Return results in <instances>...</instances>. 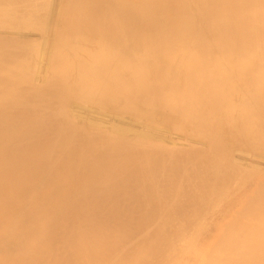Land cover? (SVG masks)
Instances as JSON below:
<instances>
[{
  "label": "bare ground",
  "instance_id": "bare-ground-1",
  "mask_svg": "<svg viewBox=\"0 0 264 264\" xmlns=\"http://www.w3.org/2000/svg\"><path fill=\"white\" fill-rule=\"evenodd\" d=\"M0 39V264H264V0H0Z\"/></svg>",
  "mask_w": 264,
  "mask_h": 264
},
{
  "label": "rangeland",
  "instance_id": "rangeland-1",
  "mask_svg": "<svg viewBox=\"0 0 264 264\" xmlns=\"http://www.w3.org/2000/svg\"><path fill=\"white\" fill-rule=\"evenodd\" d=\"M87 30H88V29H87ZM88 31H90V32L85 31V32H83V34L85 33V35L87 34L88 37H90V36L92 37V35H94V34H93V31L90 30V29H89ZM91 32H92V33H91ZM91 34H92V35H91ZM65 35H67V33H65ZM85 35H83V36H85ZM5 36H7L6 38H7L8 41L10 40L9 38H11V36H12V38H13V35L10 36V34H9V35H5ZM8 36H9V37H8ZM14 37H15V36H14ZM3 38H4L3 41L6 40L5 37H3ZM12 38H11V39H12ZM92 38H94V36H93ZM95 38H96V36H95ZM95 38H94V39H95ZM13 39H14V38H13ZM13 39H12V40H13ZM23 39H24V40H23ZM0 40H1V39H0ZM12 40H10L9 42L5 41V43H6V42H7V43H10V42H11V43H16V42H18V44H19V41H20L21 39H15L14 42H12ZM17 40H18V41H17ZM25 40H26L25 38H22V42L25 43L26 41H28V39H27L26 41H25ZM15 41H16V42H15ZM0 42H2V41H0ZM2 43H3V42H2ZM5 43H3V44L5 45ZM7 43H6V44H7ZM21 44L23 45V43H21ZM21 44H20L19 46H21ZM26 44H27V46H25L26 49H30V47L32 48V46H33L34 44H35L36 47H37V44L34 43V42H32V44H31V42H30V44H31L32 46H31L29 43H27V42H26ZM28 44H29V46H28ZM83 44H84V45H87V46H90V47H93V46L96 47V45H93V44L91 45V44H87V43H82L81 46H83ZM0 45H1V44H0ZM15 45H16V44H15ZM35 45H34V47H35ZM23 46H24V45H23ZM23 46H22V47H23ZM36 47H35V50H36ZM55 48L57 49V45H56V46L54 45V49H55ZM33 49H34V48H33ZM56 51H57V50H56ZM56 51H55V52H56ZM56 53H57V52H56ZM33 58H34V57H33ZM35 59H36V58H35ZM35 59H34V60H35ZM33 62H36V60L33 61ZM46 62H47V65H48V63H49L48 59H46ZM29 63H30V62H29ZM33 64L35 65V63H32V62H31L30 65H29L30 67H27L28 62H27L26 64H24V68H25V69L23 70V74H26V73H27V74H33V75H34L35 71H34L33 68H32V67H34ZM25 66L27 67V69H26ZM31 66H32V67H31ZM48 66H49V65H48ZM29 68H30V69L32 68V69L30 70ZM46 68H47V67H46ZM47 69H48V70H46L47 72H49V73L52 72L51 70H49V69H51L50 67L47 68ZM28 70H30V71H28ZM32 70H33L34 72H32ZM24 71H26V72L24 73ZM28 72H29V73H28ZM50 74H51V73H50ZM50 74H49V75H50ZM41 80H42V81H41ZM41 80L39 79V81H40V82H38L39 86H38V84H37L36 86H33V85H29V84H27V85H23V86H22V89H23V90L26 89L25 91H27L28 86H29V88L32 86L33 88H36V89H38V90L40 91V90L44 87V86H43L44 81H43V79H41ZM25 86H26V87H25ZM45 86H46V85H45ZM23 87H25V88H23ZM32 87H31L30 89H32ZM45 88H46V87L43 88L45 91H46V90H47V91H50V89H49L48 87H47V88H48L49 90H48V89H45ZM50 88H51V87H50ZM30 89H29V92L31 93V91H32V93L34 94V91H35V90H33V89L30 90ZM44 90H42V91L44 92ZM42 91H41V92H42ZM52 91H53V90H52ZM27 92H28V91H27ZM29 92H28V93H29ZM50 92H51V91H50ZM50 92H49V94H51ZM46 93H47V92H46ZM46 93L44 92V94H43V93H41V94L46 95ZM36 94H37V93H35L34 96H35ZM47 94H48V93H47ZM49 94H48V95H49ZM29 97L31 98V97H33V95L31 94V96L29 95ZM38 97H39V96H38V94H37V98H38ZM33 98H34V97H33ZM33 98H31V99H33ZM35 99H36V98H35ZM35 99H34V100H35ZM39 104H41V103H39ZM43 105H46V104H42V106H43ZM42 106H40V107H42ZM4 118H5V117H4ZM109 118H110V117H109ZM109 118H108V120H110ZM2 119H3V118H2ZM30 119L33 120L32 117H31V118H28V120H30ZM34 119L36 120L37 117L34 118ZM45 119H47V118H45ZM45 119H44V120H45ZM103 119H104V121H105L106 118H105V117H104V118L102 117V119H97L98 121H97V120H93V119H92V120L94 121L93 123H99V122H101ZM37 120H38V119H37ZM48 120H51V119H48ZM99 120H100V121H99ZM108 120L106 119L105 122L103 121V122H102V125H103L104 127H106V126H110V128H111V127H112L111 125H113L114 123H116V120H112V119H111L112 121H111V122L109 121L111 124H109ZM106 123H108V125H107ZM107 128H108V127H107ZM170 143L172 144L171 140H169V143H168V144H170ZM151 155L154 156V157H151ZM151 155L149 156V158H151L150 160H152V159H154V158L156 157L155 154H151ZM161 157H162V156H161ZM149 158H146V159L144 158L145 160H144L143 158H141V160H142V161L144 160V163H146V162H145L146 160H147V161H150V160H148ZM155 159H156V158H155ZM159 159H160V156H159ZM262 159H263V158H262ZM262 159H261V160H262ZM141 160H139V161H141ZM263 160H264V159H263ZM74 161H76V159H74ZM77 161H79V159H77ZM77 161H76L74 164H76ZM141 163H142V162H140L139 164H141ZM147 163H148V162H147ZM147 163H146V164H147ZM151 163H152V162H151ZM137 165H138V164H137ZM137 165H136L135 167H137ZM141 165H144V164H141ZM147 165H148V164H147ZM259 165H260V166H259L258 168H260V169H259V170H257L258 168L256 169L258 173H256V170H255V169H254L255 171H253L255 174H257V175L259 176V178H258L257 176H256V178H254L255 175L253 176V175L251 174V172H249V170H247L248 168L243 167V171H244V172H247V173L249 172V175H252V176L250 177L251 179L249 178V176H247L250 180L253 179V181H254V182H252V186L249 185L251 188H253V186H254V188H253L251 191H253V190L256 188V186H255L256 184L258 185L257 180H258V181H262V182L264 181V174H262V173L264 172V170L261 169V167H262L261 165L264 166V161L259 162ZM75 166H76V165H75ZM75 166H74V167H75ZM74 167H73V169H75ZM236 171L239 172V169H237ZM250 171H252V169H250ZM253 172H252V173H253ZM162 173H164V172H162ZM162 173H161V174H162ZM236 173H237V172H236ZM254 173H253V174H254ZM126 174H127V173H126ZM259 174H260V175H259ZM247 175H248V174H247ZM260 176H261V177H260ZM259 179H260V180H259ZM248 181H249V180H248ZM255 181H256L257 183H256ZM249 182L251 183V181H249ZM250 183H248V184H250ZM253 183H254L255 185H254ZM249 186H248V188L246 189L247 192L250 191V187H249ZM187 188H188V187L185 186V190H186V191H187V190H190V189H189L190 187H189L188 189H187ZM246 191H245V192H246ZM188 192H189V191H187V193H188ZM243 192H244V191H243ZM235 198H237V197H235ZM240 199H241V198H240ZM240 199L237 198V199H236L237 202H238V200L240 201ZM233 200H235V199H233ZM230 201H231V200H230ZM227 202H229V201H227ZM232 202H233V201H232ZM229 203H230V202H229ZM229 203H228L227 205H225L226 207H224L223 205H220V207H219V212L214 213L215 215H214V214H210V215H209V216H211V215H212V216H216V215L218 214V216H219V214H221V215H220L221 217H220V219L218 220L219 222H218L217 224H218L219 227H222L223 229H226V227H227V226H225L226 224H224V223H225V222H228L229 225H231L233 222H235V220H234L235 218H233L234 215H237V214L239 213V212H235V210H230V212H231V213L234 212V214H233V213L231 214L229 211H228V212H224L222 207H224V209H228V207H229V206H228ZM238 203H239V202H238ZM230 205L232 206V203H231ZM227 206H228V207H227ZM221 209H222V210H221ZM220 210L223 211V212L220 213ZM228 213H229V214H228ZM230 214H231V215H230ZM232 215H233V216H232ZM239 215H240V213H239ZM239 215H237L238 218L241 216V215H240V216H239ZM225 216H226V217H225ZM237 216H235V217L237 218ZM224 217H225L226 219H225ZM230 217H231V220H229ZM218 218H219V217H218ZM223 218H224V219H223ZM232 218H233V219H232ZM238 218H237V219H238ZM240 218H241V217H240ZM224 220H227V221H224ZM228 220H229V221H228ZM230 221H232V222H230ZM223 222H224V223H223ZM221 223L224 224V225H221ZM224 227H225V228H224ZM226 232H227V231H226ZM213 233H214V231H213ZM199 245H200V247H199ZM197 247H198V248H201V247L204 248V247H206V245H205V244L203 245V243H200V244L197 245Z\"/></svg>",
  "mask_w": 264,
  "mask_h": 264
}]
</instances>
